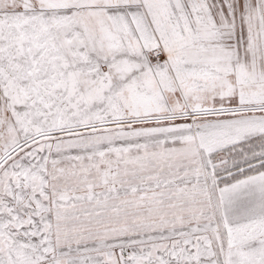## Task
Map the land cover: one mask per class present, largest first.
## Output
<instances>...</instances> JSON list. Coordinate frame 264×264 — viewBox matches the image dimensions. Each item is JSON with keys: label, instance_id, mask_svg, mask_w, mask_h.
<instances>
[{"label": "snow or ice", "instance_id": "snow-or-ice-1", "mask_svg": "<svg viewBox=\"0 0 264 264\" xmlns=\"http://www.w3.org/2000/svg\"><path fill=\"white\" fill-rule=\"evenodd\" d=\"M0 264H264V0H0Z\"/></svg>", "mask_w": 264, "mask_h": 264}]
</instances>
